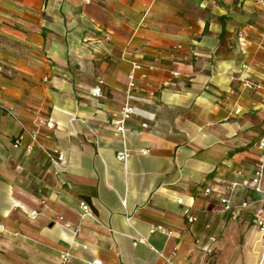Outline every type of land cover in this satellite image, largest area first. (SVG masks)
Returning a JSON list of instances; mask_svg holds the SVG:
<instances>
[{
    "label": "crops",
    "instance_id": "obj_1",
    "mask_svg": "<svg viewBox=\"0 0 264 264\" xmlns=\"http://www.w3.org/2000/svg\"><path fill=\"white\" fill-rule=\"evenodd\" d=\"M242 61L264 84V0H0V264H264V97L230 93ZM33 129L61 163L26 150Z\"/></svg>",
    "mask_w": 264,
    "mask_h": 264
},
{
    "label": "built area",
    "instance_id": "obj_2",
    "mask_svg": "<svg viewBox=\"0 0 264 264\" xmlns=\"http://www.w3.org/2000/svg\"><path fill=\"white\" fill-rule=\"evenodd\" d=\"M107 39H109V36H106ZM139 67V64L137 62H133L132 64V71L129 74V83H128V90L126 93V98L124 105L121 107V109L113 114L112 122L115 126L116 132H119L121 134H124L128 127V122L132 118V116L135 113V105L132 101V90L135 85L134 83V71ZM251 66L248 61H242L240 64V75L238 77V88L237 90H234L230 93L241 95L245 91H255V92H261L264 97V84L255 82L251 75ZM174 76L179 75V72L174 71ZM99 82L101 80L99 79ZM94 94H100L101 89L100 86H96L93 89ZM236 104V103H235ZM234 104V113L239 114L242 112V107L238 104ZM0 108L4 110L5 113L12 117H16V113L14 109L10 106H7L5 104H0ZM54 125V121L52 119L47 120L46 126L48 128H52ZM142 126H147L146 123H142ZM28 136L30 138V142L26 145V150L28 152H32L35 149L42 150L47 158L50 160L51 163H61L65 156L62 152H60L57 149H49L47 148L40 140L38 131L36 129L30 130L28 132ZM24 134H20L17 137L14 138V145L15 146H22L24 144ZM253 146L258 148L260 150V157L258 162L256 163L255 169L253 171V174L250 178V187L257 193L263 192L264 189L262 187V180L264 178V136L258 138L253 142ZM128 157L127 151H121L117 153V158L119 160H125ZM237 174L242 175V170H237ZM239 185V182L233 181L230 182L227 185V192L221 196H219V201L223 205L225 209L232 208V202H231V195L234 191V189ZM212 192L211 187H206L204 189V194L209 195ZM179 203H182V199H178ZM251 200H245L241 206L246 207L249 205ZM81 207L85 210H89V204L85 201L81 202ZM33 214L36 213V210L32 211ZM183 214L186 218V220L189 223L196 222L198 220V216L192 211L190 207H185L183 209ZM256 221L259 224V227L262 231H264V214L262 209H258L255 213ZM140 240V239H139ZM137 241V240H136ZM135 241V242H136ZM264 247V243H263ZM90 264H104L102 261L99 260H93L90 262Z\"/></svg>",
    "mask_w": 264,
    "mask_h": 264
}]
</instances>
